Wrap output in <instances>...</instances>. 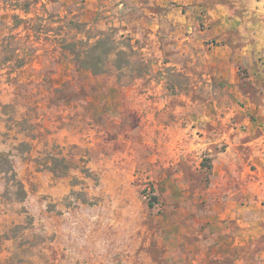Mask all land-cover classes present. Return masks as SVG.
I'll return each instance as SVG.
<instances>
[{
    "label": "rangeland",
    "instance_id": "rangeland-1",
    "mask_svg": "<svg viewBox=\"0 0 264 264\" xmlns=\"http://www.w3.org/2000/svg\"><path fill=\"white\" fill-rule=\"evenodd\" d=\"M0 264H264V0H0Z\"/></svg>",
    "mask_w": 264,
    "mask_h": 264
},
{
    "label": "trees",
    "instance_id": "trees-1",
    "mask_svg": "<svg viewBox=\"0 0 264 264\" xmlns=\"http://www.w3.org/2000/svg\"><path fill=\"white\" fill-rule=\"evenodd\" d=\"M108 39H98L94 43L88 42H73L65 44L66 48L71 51L74 55V61L82 68H87L92 70L95 73H98V63H93V65L87 64V60H97L95 55L99 54V51L102 53L110 52L114 50V43L106 42ZM109 44V47L107 45ZM121 52H118L120 55ZM92 62V61H91Z\"/></svg>",
    "mask_w": 264,
    "mask_h": 264
}]
</instances>
